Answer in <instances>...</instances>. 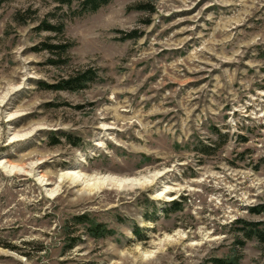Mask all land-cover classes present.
Returning <instances> with one entry per match:
<instances>
[{
  "label": "rangeland",
  "instance_id": "obj_1",
  "mask_svg": "<svg viewBox=\"0 0 264 264\" xmlns=\"http://www.w3.org/2000/svg\"><path fill=\"white\" fill-rule=\"evenodd\" d=\"M80 12L0 0V264H264V243L237 244L242 221L264 230L250 211L264 205V0ZM46 42L71 44L59 64ZM87 70L85 88H52ZM73 170L162 177L91 190L59 179ZM81 216L113 235L91 237Z\"/></svg>",
  "mask_w": 264,
  "mask_h": 264
},
{
  "label": "trees",
  "instance_id": "obj_2",
  "mask_svg": "<svg viewBox=\"0 0 264 264\" xmlns=\"http://www.w3.org/2000/svg\"><path fill=\"white\" fill-rule=\"evenodd\" d=\"M60 4L69 6L74 0H58ZM79 1V5L81 7L80 14L83 13H91L96 12L98 9L107 5L110 0H77ZM138 10H148L149 12H153V8L148 5H138L135 7ZM46 31H50L53 33H61L62 26H45ZM128 37H135L133 35H128ZM44 49L48 50L51 53L57 54V59L50 61L51 64H59L60 58L66 53V51L70 48L71 44L67 42H57L55 44L46 42L43 44ZM94 80V76L91 73V70H87L84 72H77L68 75L65 78H61L57 84L53 85L52 88L54 90L59 91H78L86 87V85ZM200 152L204 155H208L209 152L204 148L200 150ZM179 209L175 207L174 210ZM250 211H254L255 213L264 212V205L251 207ZM75 222L78 224L86 225L88 235L95 239H101L108 236L113 235L114 231L107 229L105 225L99 224L87 218V216H81L75 219ZM236 223H239L236 222ZM244 227L240 228V236L241 239L237 240V244L239 248H242L245 245L246 240L257 239L260 243H264V230H262L259 225L261 223H246ZM240 256L229 257L225 259H213L210 260L211 264H238Z\"/></svg>",
  "mask_w": 264,
  "mask_h": 264
},
{
  "label": "bare ground",
  "instance_id": "obj_3",
  "mask_svg": "<svg viewBox=\"0 0 264 264\" xmlns=\"http://www.w3.org/2000/svg\"><path fill=\"white\" fill-rule=\"evenodd\" d=\"M0 166L2 169L8 170V167L5 165V163L0 162ZM16 169L15 166H10V172ZM20 171V168L18 169ZM151 174V173H150ZM162 175L160 172L151 174V175H139L135 177H130V178H118L114 176H86L80 173L77 170L69 171L65 176L63 177L62 175L59 177L60 180L64 178H69L73 182H80L85 186L87 189L95 190V189H100L101 187H118L122 189H127V188H132L135 186H149L152 185L153 183H156L159 178H161ZM41 181V180H40ZM42 183V182H41ZM47 183H42V185H46ZM172 191L171 188L165 187L164 190L159 192L157 194L158 197H165L166 199H170L167 194ZM55 190L50 192L49 195L55 194Z\"/></svg>",
  "mask_w": 264,
  "mask_h": 264
}]
</instances>
